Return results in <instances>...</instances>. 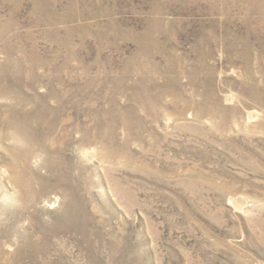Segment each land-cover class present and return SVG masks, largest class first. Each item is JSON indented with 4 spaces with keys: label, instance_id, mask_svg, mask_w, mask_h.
<instances>
[{
    "label": "rangeland",
    "instance_id": "rangeland-1",
    "mask_svg": "<svg viewBox=\"0 0 264 264\" xmlns=\"http://www.w3.org/2000/svg\"><path fill=\"white\" fill-rule=\"evenodd\" d=\"M0 264H264V0H0Z\"/></svg>",
    "mask_w": 264,
    "mask_h": 264
}]
</instances>
